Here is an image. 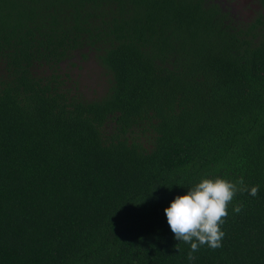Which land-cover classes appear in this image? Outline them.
<instances>
[{"label": "trees", "instance_id": "1", "mask_svg": "<svg viewBox=\"0 0 264 264\" xmlns=\"http://www.w3.org/2000/svg\"><path fill=\"white\" fill-rule=\"evenodd\" d=\"M260 2L242 27L217 0H0V264H264ZM91 52L88 100L62 64ZM206 176L258 192L189 261L165 208Z\"/></svg>", "mask_w": 264, "mask_h": 264}, {"label": "clouds", "instance_id": "2", "mask_svg": "<svg viewBox=\"0 0 264 264\" xmlns=\"http://www.w3.org/2000/svg\"><path fill=\"white\" fill-rule=\"evenodd\" d=\"M243 184V179L233 182L221 176H206L195 185L188 186L186 193L176 195L165 208L174 238L190 245L189 261L194 259L192 253L198 251L200 246L207 245L212 249L222 247L225 232L221 226L228 216L229 203L240 191L257 195V186L249 190L241 187ZM240 211L239 204L233 207V212Z\"/></svg>", "mask_w": 264, "mask_h": 264}, {"label": "rangeland", "instance_id": "3", "mask_svg": "<svg viewBox=\"0 0 264 264\" xmlns=\"http://www.w3.org/2000/svg\"><path fill=\"white\" fill-rule=\"evenodd\" d=\"M217 2L242 27L253 21L263 10L259 0H217ZM94 55L91 52L89 58H84L77 53L70 61L62 64L66 88L75 90L88 100L101 98L109 87L107 76Z\"/></svg>", "mask_w": 264, "mask_h": 264}, {"label": "flooded vegetation", "instance_id": "4", "mask_svg": "<svg viewBox=\"0 0 264 264\" xmlns=\"http://www.w3.org/2000/svg\"><path fill=\"white\" fill-rule=\"evenodd\" d=\"M259 3H260V5H261V2H260V0H259Z\"/></svg>", "mask_w": 264, "mask_h": 264}]
</instances>
